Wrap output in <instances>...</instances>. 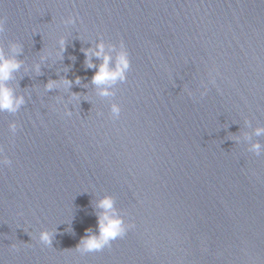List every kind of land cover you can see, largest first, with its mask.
<instances>
[{"label": "water", "instance_id": "95a60500", "mask_svg": "<svg viewBox=\"0 0 264 264\" xmlns=\"http://www.w3.org/2000/svg\"><path fill=\"white\" fill-rule=\"evenodd\" d=\"M0 17L26 101L0 112V264H264V153L243 139L264 127V0H0ZM100 39L131 61L110 98L82 51ZM65 76L81 82L45 90ZM104 195L134 227L82 254Z\"/></svg>", "mask_w": 264, "mask_h": 264}, {"label": "clouds", "instance_id": "9594fccd", "mask_svg": "<svg viewBox=\"0 0 264 264\" xmlns=\"http://www.w3.org/2000/svg\"><path fill=\"white\" fill-rule=\"evenodd\" d=\"M65 24H75V18L69 16L65 21ZM4 31V20L0 17V32ZM58 57H60L65 51L66 39L62 36L59 39ZM11 51L14 53L13 57H8L0 49V112H8L11 114L17 113L22 106L26 103L24 95H17L12 87L9 86V81L13 79V74L17 72L22 64V61L15 58V54L22 52V45L19 43H13L11 45ZM85 56V64L87 69H95L93 76L91 77V84L96 86L99 90L98 95L103 98H110L115 96V86L118 83H123L127 79V73L131 67V61L129 53L123 42L119 46L111 43H105L102 39L95 42V47H88L82 49ZM51 53L41 55L39 62L35 64V70L37 73L41 70V64L49 58ZM95 57L101 62L95 63L92 59ZM81 78L77 76L75 80H70L67 76L60 78L59 80L49 79L44 85L46 91H52L54 89H63L69 91L73 84L79 85ZM210 83H215V80H210ZM207 88L205 87V92ZM202 92L201 95H204ZM192 95V93H189ZM86 96V95H85ZM81 101V95L78 92H72L70 94V101ZM87 100V99H83ZM68 116L72 115L70 110L65 111ZM110 114L112 119H119L121 114V107L118 103L110 104ZM246 124L250 126V122L246 121ZM10 132L15 135L17 131L16 122L9 124ZM264 134V127H256L251 134L245 133L243 139L248 142V151L259 156L264 153V145L259 141H253L252 136H261ZM238 142L240 137L235 138ZM0 164L10 165L11 160L3 156V148H0ZM96 212V231L89 228L86 235L82 237L76 246L75 250L80 253H92L99 252L106 247H111L112 242L118 238H123L129 229L134 227V224L127 223L124 215L121 214V210L116 207V202L113 196L104 195L95 202ZM54 232L49 230H41L39 233V241L45 246H52V240ZM15 248V245H12Z\"/></svg>", "mask_w": 264, "mask_h": 264}]
</instances>
